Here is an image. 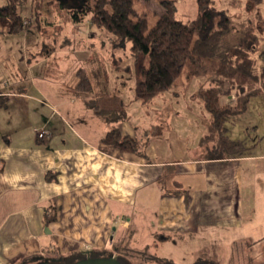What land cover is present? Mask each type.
<instances>
[{"label":"crops","instance_id":"obj_1","mask_svg":"<svg viewBox=\"0 0 264 264\" xmlns=\"http://www.w3.org/2000/svg\"><path fill=\"white\" fill-rule=\"evenodd\" d=\"M34 2L25 3L29 13ZM29 19L31 25L17 32L0 22V264H35L44 253L59 259L95 251L118 256L127 249L130 258L132 250L150 252L165 242L196 246L195 241H213L216 234L234 249L237 242L241 248L259 244L261 259L264 149L259 135L250 134L261 122L246 113L261 101L264 89L226 123L228 136L246 140L250 152L214 157L212 143H203L209 113L199 95L200 78L187 80L183 74L179 84L159 94L161 122L143 125L127 112L117 121L97 112L83 93L66 95L52 81L70 70L77 91L78 69L103 74L114 65L115 47L106 52V41L97 37L101 31L87 37L77 28L79 21L65 16L59 23L51 16ZM47 25L55 32L43 31ZM81 61H89L90 70ZM236 97L223 94L221 102L235 103ZM238 120L242 132L231 136ZM114 126L148 140L144 154L103 143ZM40 129L48 133L40 136ZM52 208L56 217L47 222ZM247 223L258 229L250 231L252 236L243 233ZM206 252L194 262L218 263Z\"/></svg>","mask_w":264,"mask_h":264},{"label":"trees","instance_id":"obj_2","mask_svg":"<svg viewBox=\"0 0 264 264\" xmlns=\"http://www.w3.org/2000/svg\"><path fill=\"white\" fill-rule=\"evenodd\" d=\"M26 1L7 0L0 6V22L8 25L10 31L17 32L29 25L19 11ZM34 1L31 14L37 21L53 14L66 15L74 22L88 18L97 27L109 31L115 41L129 42L135 56L143 54L138 95L144 104L179 84L183 74L187 80L200 78L199 95L209 113L203 143H212L209 153L214 157H227L250 152L251 146L246 140L228 136L226 124L232 116L246 111L251 97L264 89V49L261 50L264 36L258 28L262 25L258 26L248 11V16L243 18V13H232L220 7L216 0H196L194 16H181L178 0H158L163 10L152 17L149 12L140 13L134 0H86L78 7L65 0H53L50 4L48 0ZM262 1L246 0L247 9L248 5L257 7ZM262 20L264 22V18ZM106 72L93 78L86 68H79L77 91L86 94L88 104L97 112L108 113L119 121L126 111L119 96L111 93ZM232 92L237 95L236 102L222 103L221 96ZM93 93L98 96L93 97ZM102 142L138 154H144L148 144V140L143 141L141 137L123 134L117 126L103 135ZM55 217L52 208L46 220L49 222ZM128 251L118 255L123 264H133ZM96 252L91 256H108L105 252ZM151 255L153 259L164 261L155 253ZM86 256L73 254L61 257L60 261L71 263Z\"/></svg>","mask_w":264,"mask_h":264},{"label":"rangeland","instance_id":"obj_3","mask_svg":"<svg viewBox=\"0 0 264 264\" xmlns=\"http://www.w3.org/2000/svg\"><path fill=\"white\" fill-rule=\"evenodd\" d=\"M3 0H0V4ZM179 2V14L184 16V14H190L191 16H194L196 10H197V4L196 0H178ZM217 4L222 8H228L230 12L236 11L238 12V9L242 10L245 16H248L247 11L250 13V17L253 18L254 22L258 23V26L262 25L259 30L263 33L262 36H264V0L255 7L254 5H248L246 0H216ZM134 4L139 10L140 13L149 12L150 16L154 17L155 14H159L163 8L160 5V2L158 0H134ZM22 4L20 5L19 11L25 16V18H30L31 16H34V14L29 13L28 11V5ZM260 12V13H259ZM261 14V15H259ZM51 15V14H49ZM66 16V15H65ZM53 17H55V20L58 22L59 18L62 19L64 15H58L53 14ZM62 17V18H61ZM263 17V18H262ZM27 20V19H26ZM25 20V21H26ZM30 21L26 24H29L27 26L31 25L32 19H29ZM24 21V22H25ZM36 23V22H34ZM77 28H81L83 30H86V36H90V31H101L98 32L97 37L100 38V41H106V52H108L109 48L113 49L115 47V50L111 51V62L114 64L113 66L110 65L106 67L107 69V75H108V82L110 91L113 95H118L120 98V102L122 103L123 107L125 108V111L134 119V121H139L143 125L148 124V126H151L154 123L161 122L160 119L163 115L164 110H160L161 107L164 106V103L161 101L163 96L159 95L154 98V101L148 106L142 103L139 95H138V80L137 78H140V66L144 62L145 57L143 54H139L138 56H135L130 49V43L129 42H120L115 41L112 37V34L102 28L97 27L94 25L90 19L82 20L78 22ZM54 24V23H53ZM70 25V24H69ZM37 28V26H34V28ZM45 27V26H44ZM26 28V27H25ZM38 29V28H37ZM49 30V32H52L53 28L51 25H47L46 28H44L43 31ZM71 29V28H70ZM56 30L58 28L56 27ZM72 30V29H71ZM55 32V30H53ZM260 32V33H261ZM101 33V34H100ZM40 43H43V45L40 46V48H46L45 39L42 36H39ZM96 43L98 42L95 40ZM52 45L56 41H52ZM55 46L56 43L54 44ZM103 46V45H102ZM103 46V47H104ZM264 49V37L262 38L261 42V50ZM109 53V52H108ZM72 57V56H70ZM264 58V57H263ZM117 61L118 63H113L114 61ZM263 61V60H262ZM106 62V61H105ZM85 63V64H84ZM81 61L78 64L85 65L86 67L90 68L92 67L91 63L88 64L86 62ZM106 64H108L106 62ZM111 64V63H109ZM55 70V69H54ZM92 73V71H90ZM23 77L29 76L28 74L22 75ZM33 76V74H32ZM38 76V75H37ZM94 78V74L91 75ZM33 79V77H30ZM41 77L38 76L37 79H40ZM96 79V78H95ZM94 79V80H95ZM93 80V84H97V81ZM56 88H61L62 92L66 95L73 96L75 98H78V96H82L79 91H75V87L70 85V82L72 81L70 70L64 72L59 78H55L54 80ZM86 95V94H83ZM93 97H97V94H91ZM79 105V104H78ZM105 115H109L108 113H104ZM103 114V115H104ZM248 115H253L255 120H258L261 122V125L257 131L250 130V134L253 136L255 134L259 135V139L262 140L261 149H264V97L261 99V101L255 105L251 106L249 112L246 113ZM250 117V116H249ZM248 119V118H247ZM246 120V118H245ZM247 121V120H246ZM242 122L238 120V122H235L233 130L230 135H238V133L242 132L241 128ZM258 146V147H259ZM247 216H245V220L247 221ZM254 221H256V217L253 218ZM253 221V222H254ZM264 224V222H263ZM251 230H258L254 225L246 224L244 228V234H251L254 235L255 233L250 232ZM196 246L188 245L184 246L182 244H173V242H165L161 243L158 246L152 247L150 249L151 253H155L158 256L162 257L164 261L168 260V263L153 259V255L150 254L149 251H138V250H132L130 254L132 255L130 257L133 264H194L199 262V260L194 262L198 257V255H201L200 253H208L211 256H216L218 263L215 261H208L205 259H201L200 262L202 264H264V248H262V255L261 259H259V250L260 246L259 244H248L244 245L242 248L240 247L241 244L239 242L236 243L237 248L234 249V246L232 247V243L228 239H221L220 235L216 234L215 239L212 241H206V243H200L195 241L193 243ZM240 247V249H239ZM232 252L234 254H237L235 257H232ZM241 252V253H240ZM240 253V254H239Z\"/></svg>","mask_w":264,"mask_h":264},{"label":"water","instance_id":"obj_4","mask_svg":"<svg viewBox=\"0 0 264 264\" xmlns=\"http://www.w3.org/2000/svg\"><path fill=\"white\" fill-rule=\"evenodd\" d=\"M85 1L86 0H82L81 3L84 4ZM35 264H123V263L120 262L118 256L115 254L108 256H99V257H93L88 254L85 258L76 260L71 263H64L60 261L59 258L51 257V258H43L38 263Z\"/></svg>","mask_w":264,"mask_h":264},{"label":"built area","instance_id":"obj_5","mask_svg":"<svg viewBox=\"0 0 264 264\" xmlns=\"http://www.w3.org/2000/svg\"><path fill=\"white\" fill-rule=\"evenodd\" d=\"M30 20L29 19H27L26 21H25V23H28ZM38 133H39V135L40 136H44L45 134H47L48 133V131L46 130V129H40V130H38ZM51 257H54V256H52V255H49V254H43V258H51Z\"/></svg>","mask_w":264,"mask_h":264},{"label":"flooded vegetation","instance_id":"obj_6","mask_svg":"<svg viewBox=\"0 0 264 264\" xmlns=\"http://www.w3.org/2000/svg\"><path fill=\"white\" fill-rule=\"evenodd\" d=\"M67 4H71L75 7H78L81 5L82 0H65Z\"/></svg>","mask_w":264,"mask_h":264}]
</instances>
